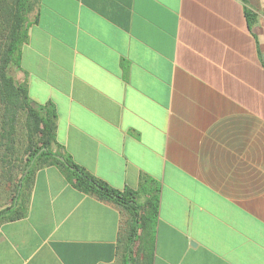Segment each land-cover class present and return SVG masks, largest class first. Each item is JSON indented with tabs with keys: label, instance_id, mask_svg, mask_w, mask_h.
I'll return each instance as SVG.
<instances>
[{
	"label": "crops",
	"instance_id": "1",
	"mask_svg": "<svg viewBox=\"0 0 264 264\" xmlns=\"http://www.w3.org/2000/svg\"><path fill=\"white\" fill-rule=\"evenodd\" d=\"M29 21L13 76L61 150L143 211L159 184L151 264H264V0H37ZM26 204L0 264H118L130 212L62 166Z\"/></svg>",
	"mask_w": 264,
	"mask_h": 264
},
{
	"label": "trees",
	"instance_id": "2",
	"mask_svg": "<svg viewBox=\"0 0 264 264\" xmlns=\"http://www.w3.org/2000/svg\"><path fill=\"white\" fill-rule=\"evenodd\" d=\"M37 0H0V186L11 185L10 203L0 208V224L20 219L27 212V190L36 170L60 165L67 179L85 193L111 200L130 212L132 224L126 231V244L122 253L123 264H134L136 245L141 235L150 243L149 263L154 253V225L159 206V184L147 179L142 188L147 194L145 210L137 201L139 191L126 187L118 190L79 166L57 144V113L50 102L38 104L31 100L25 83L12 75L20 68L21 49L28 38L29 17ZM23 117L25 132L24 161L19 168L12 164L13 153L18 148L16 133ZM57 147L56 150L54 148Z\"/></svg>",
	"mask_w": 264,
	"mask_h": 264
},
{
	"label": "rangeland",
	"instance_id": "3",
	"mask_svg": "<svg viewBox=\"0 0 264 264\" xmlns=\"http://www.w3.org/2000/svg\"><path fill=\"white\" fill-rule=\"evenodd\" d=\"M32 12L28 14V17L30 18ZM3 36L2 33L0 31V42H2ZM14 71V70H13ZM13 75V72H12ZM1 106V105H0ZM0 113H1V107H0ZM23 117L20 118L19 123H18V131L16 133V140L18 142V148L16 149V152L13 153V155H11L12 157V164L17 167L18 169L15 170L14 174L18 177L20 175V171L19 168L23 165L22 162L24 161V151H25V132L23 129ZM7 187V188H6ZM11 185H7L5 187L0 186V206H6L5 202H6V190L5 189H9L11 191ZM132 222V221H131ZM132 223H130V225L128 226V228H130ZM126 244V232L123 234L122 238H121V256L119 259L118 264H123L122 261V253L124 251V245ZM149 254H150V243L147 242L145 240V238H143V234L141 235V240L137 243L136 245V254H135V261L133 262L134 264H150L149 263Z\"/></svg>",
	"mask_w": 264,
	"mask_h": 264
}]
</instances>
